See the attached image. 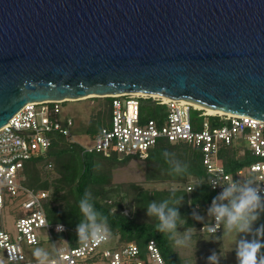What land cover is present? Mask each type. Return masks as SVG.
<instances>
[{
	"label": "water",
	"instance_id": "obj_1",
	"mask_svg": "<svg viewBox=\"0 0 264 264\" xmlns=\"http://www.w3.org/2000/svg\"><path fill=\"white\" fill-rule=\"evenodd\" d=\"M122 93L264 120V0H0V127Z\"/></svg>",
	"mask_w": 264,
	"mask_h": 264
},
{
	"label": "built area",
	"instance_id": "obj_2",
	"mask_svg": "<svg viewBox=\"0 0 264 264\" xmlns=\"http://www.w3.org/2000/svg\"><path fill=\"white\" fill-rule=\"evenodd\" d=\"M111 97L107 123L91 134L93 144L90 146L71 138L73 119L61 114L62 101L28 102L0 127V264H36L35 259L25 258L21 243L37 245L43 241V235H47L54 245L53 234L66 230L63 223L47 220L43 206L47 192H34L22 182L24 162L44 154L56 136L79 144L83 152L129 154L139 158H144L159 139L182 141L200 148L202 163L209 173V186L217 178L227 181L230 178L251 176L258 185L264 187V120L250 116L211 114L225 121L221 125H212L207 119L210 114L200 109L199 115L204 119L195 128L190 112L199 108L187 101L164 100L161 96L142 93H122ZM147 97L158 104H165L167 110L160 120L141 116L140 100ZM236 139L244 140L251 154L258 159L235 172H227L219 162V147ZM192 182L186 186L187 190L193 189ZM210 188L215 196L222 191L219 186ZM6 195L15 199L12 203L21 212L29 211L26 215L15 217V235L3 227ZM211 202L204 206L196 204L192 208L195 214L203 217L197 220L198 229L216 233L222 227L216 231L218 226L207 215ZM58 226H62V230ZM111 239L98 245L80 242L75 246L67 244L55 247L58 264H166L153 239L148 240L144 248L132 241L117 246L111 243ZM108 243L112 247H107Z\"/></svg>",
	"mask_w": 264,
	"mask_h": 264
},
{
	"label": "trees",
	"instance_id": "obj_3",
	"mask_svg": "<svg viewBox=\"0 0 264 264\" xmlns=\"http://www.w3.org/2000/svg\"><path fill=\"white\" fill-rule=\"evenodd\" d=\"M103 98L105 109L102 113L109 116L112 97ZM166 110L165 104H158L151 97L140 100L142 117L160 120ZM200 113V109L190 112L195 128L204 119ZM207 119L212 125L225 123L218 115H209ZM95 130L96 126L93 125L88 128L90 132ZM165 150L175 153L177 159L188 164L185 175L176 176L170 172V166L162 155ZM118 156L116 153L104 155L83 152L79 144L71 143L63 136H56L44 154L24 162L22 182L34 192H47L43 203L47 220L66 226L64 232L53 234L55 239H67L71 246L80 243L75 231L81 219L78 201L83 192L89 189L95 198V207L109 218L111 237H117V240L113 238L117 246L132 241L144 248L148 240L153 239L166 264H182L174 245L157 230L154 218L146 215V207L150 201L159 202L167 198L171 191H175L177 196H183L178 208L186 220L183 228L197 226L192 207L196 204L204 206L215 197L208 183L209 173L202 163L200 148L182 141L159 139L144 158L129 154L122 155L121 158ZM218 157L227 172H235L258 159L251 154L242 139H236L228 145L221 144ZM131 159L143 161L144 180L113 182V168L122 166ZM191 178L193 189L187 190L186 186L192 181ZM14 201L15 199L5 196V204ZM126 206L129 207V213L124 212Z\"/></svg>",
	"mask_w": 264,
	"mask_h": 264
},
{
	"label": "clouds",
	"instance_id": "obj_4",
	"mask_svg": "<svg viewBox=\"0 0 264 264\" xmlns=\"http://www.w3.org/2000/svg\"><path fill=\"white\" fill-rule=\"evenodd\" d=\"M170 172L183 176L188 172V164L176 158L175 153L165 150L162 153ZM199 186V185H197ZM196 186V187H197ZM210 186L221 187L207 209L216 225V231L223 228L224 235H235V254L237 264H264V224L257 221L264 214V187L258 185L251 176L227 181L217 178ZM94 197L89 189L83 192L78 201L80 222L76 226L78 241L83 244H100L107 242L112 235L109 218L94 204ZM183 196L171 191L169 196L159 202L150 201L146 207V215L154 218L156 228L177 248L191 249L194 256L196 229L187 227L178 231L186 224L178 210ZM197 220L202 219L194 214ZM62 230V226H58ZM239 236V239L237 237ZM36 264H58L56 248L37 247L33 251ZM221 256L215 251L207 258V264H219Z\"/></svg>",
	"mask_w": 264,
	"mask_h": 264
},
{
	"label": "rangeland",
	"instance_id": "obj_5",
	"mask_svg": "<svg viewBox=\"0 0 264 264\" xmlns=\"http://www.w3.org/2000/svg\"><path fill=\"white\" fill-rule=\"evenodd\" d=\"M60 105L62 111L61 114L63 116H70L73 119V125L70 129L71 138L80 144L87 146L92 145L93 139L91 138V134L97 132L103 124L107 123L108 115L105 116L102 113L105 109V99L103 97H86L78 100L62 101ZM92 120H95V122ZM92 125L96 126V130L90 132L88 131V128ZM118 157L121 158L122 155L120 154ZM143 167L144 163L141 159H131L122 166L117 165L112 170L113 182H142L144 180ZM163 186L169 185L163 184ZM28 212V210H23L21 212V209L15 206L14 203L7 202L3 208L2 216L4 229L10 234L15 235V217L26 215ZM124 212L129 213L128 206L125 207ZM201 218L203 219V217ZM259 224H264V214L261 215L256 226ZM193 228L196 229V234L194 236V239L196 240L194 256L192 255L191 249L177 248L174 246V249L181 258L182 264H207V258L214 251L221 256L219 264H237L234 250L236 237L234 234L224 235L223 228L216 233L202 232L197 226H194ZM184 230L185 228L183 227L178 228V231L182 232ZM113 238L117 240L116 236H113ZM114 239H111V243L116 244ZM237 239H239V236ZM53 240L55 242L54 245H52L49 236L43 235V241L37 245H28L22 242L21 248L25 258L28 260H34L33 251L37 247H63L68 244L67 239L58 240L53 236ZM106 246L112 247L109 243Z\"/></svg>",
	"mask_w": 264,
	"mask_h": 264
},
{
	"label": "bare ground",
	"instance_id": "obj_6",
	"mask_svg": "<svg viewBox=\"0 0 264 264\" xmlns=\"http://www.w3.org/2000/svg\"><path fill=\"white\" fill-rule=\"evenodd\" d=\"M163 99L167 100V98H165V97H163ZM182 101H187V102L191 103L192 105H194L196 108H202L208 114H222L221 111H218V110H215V109H212L209 107H204V106H202L198 103L192 102V101H188V100H184V99H182Z\"/></svg>",
	"mask_w": 264,
	"mask_h": 264
}]
</instances>
